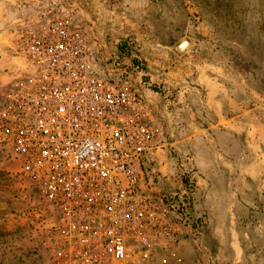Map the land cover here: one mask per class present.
<instances>
[{"label":"built area","instance_id":"obj_1","mask_svg":"<svg viewBox=\"0 0 264 264\" xmlns=\"http://www.w3.org/2000/svg\"><path fill=\"white\" fill-rule=\"evenodd\" d=\"M25 1L14 52L26 69L2 94L0 132L55 213L65 246L57 260L175 263L201 225L192 157L184 156L177 184L166 185L151 154L165 142L131 84L138 66L105 55L61 1Z\"/></svg>","mask_w":264,"mask_h":264},{"label":"rangeland","instance_id":"obj_2","mask_svg":"<svg viewBox=\"0 0 264 264\" xmlns=\"http://www.w3.org/2000/svg\"><path fill=\"white\" fill-rule=\"evenodd\" d=\"M23 1L0 0V100L5 88L26 69L14 52L24 17L22 8L27 6ZM145 2L148 7L131 16L130 34L113 39L110 48L102 47V51L138 66L131 84L150 112L141 88L171 102L178 91L155 79L150 82L151 76L161 74L157 64L163 60L180 67L185 78L197 70L205 71L215 86L235 99L238 114L259 122L256 129L264 138V0ZM180 45L184 47L179 49ZM163 136L167 139L165 133ZM165 148L168 154L157 155L152 167L166 185L175 186L186 169L181 166L184 156L190 154L175 145ZM253 164L259 165L254 168L260 175L252 203L247 204L241 189L237 206L226 196L222 206L208 210L199 207L195 198L193 161L188 171L194 185V218H201V225L197 237L188 236L181 242L179 258L172 264H264V159ZM61 245L55 213L43 202L38 183L20 167L0 132V264H61L57 260L59 248L65 249Z\"/></svg>","mask_w":264,"mask_h":264},{"label":"crops","instance_id":"obj_3","mask_svg":"<svg viewBox=\"0 0 264 264\" xmlns=\"http://www.w3.org/2000/svg\"><path fill=\"white\" fill-rule=\"evenodd\" d=\"M59 1L73 9L85 30L107 49L113 39L130 34L127 25L134 24L131 16L148 7L145 0ZM146 44L155 47L151 42ZM157 65L161 74L151 76L150 82L155 79L157 83L178 90L176 98L168 101L166 96L151 93L149 88H141L142 93L154 115L160 140L172 141L165 146H178L192 156L196 169L195 198L199 207L208 210L213 205L220 207L226 196L237 206L242 199L239 198L241 189L250 205L256 177L260 175L254 168L259 165L255 166L253 161L264 159V138L256 129L259 122H252L251 116L238 114L240 110L235 99L215 86L205 71L197 70L190 74L191 78H185L182 69L175 64L171 66L160 60ZM167 150L159 149L151 154H168ZM263 187L264 184L261 189ZM181 256H184L183 250Z\"/></svg>","mask_w":264,"mask_h":264},{"label":"water","instance_id":"obj_4","mask_svg":"<svg viewBox=\"0 0 264 264\" xmlns=\"http://www.w3.org/2000/svg\"><path fill=\"white\" fill-rule=\"evenodd\" d=\"M183 47H184L183 45H180V46H179V49H182Z\"/></svg>","mask_w":264,"mask_h":264}]
</instances>
